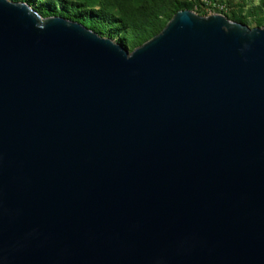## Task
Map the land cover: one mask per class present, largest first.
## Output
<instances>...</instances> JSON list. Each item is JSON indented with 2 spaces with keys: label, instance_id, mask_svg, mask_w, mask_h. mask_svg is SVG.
<instances>
[{
  "label": "water",
  "instance_id": "water-1",
  "mask_svg": "<svg viewBox=\"0 0 264 264\" xmlns=\"http://www.w3.org/2000/svg\"><path fill=\"white\" fill-rule=\"evenodd\" d=\"M0 264H264V26L0 0Z\"/></svg>",
  "mask_w": 264,
  "mask_h": 264
},
{
  "label": "rangeland",
  "instance_id": "rangeland-1",
  "mask_svg": "<svg viewBox=\"0 0 264 264\" xmlns=\"http://www.w3.org/2000/svg\"><path fill=\"white\" fill-rule=\"evenodd\" d=\"M63 1L65 3H68L69 0ZM70 1L81 3L84 0ZM20 2L25 1L22 0ZM28 2H30V0H27V3ZM58 2L60 1L35 0L33 4L29 5L42 17L47 18L51 16H59L56 14L45 16L41 13L43 12V10H50L55 8L59 10L60 7L56 5V3ZM177 2H186L193 4V9L191 10L198 15H201V11L207 12V15L205 16L220 13L225 15L231 21L239 22L250 27L264 26V0H96L92 7L96 10L101 8L102 10L109 11L116 16H121L126 13L127 15H134L133 11L138 9H140L138 11H144L145 9L157 11L160 7L170 8V6L176 4ZM87 9L91 10L89 8ZM94 14H96L95 11H87L84 13L85 16ZM163 18L167 19V16ZM137 19L138 22H142L141 16L138 15ZM107 27L110 30L109 34L113 36L112 39L116 42L123 43L128 47L130 51L139 46L135 44L136 39L132 38L134 29L132 30L128 27L124 29L119 25V23H111ZM105 37H108V35H105Z\"/></svg>",
  "mask_w": 264,
  "mask_h": 264
},
{
  "label": "trees",
  "instance_id": "trees-1",
  "mask_svg": "<svg viewBox=\"0 0 264 264\" xmlns=\"http://www.w3.org/2000/svg\"><path fill=\"white\" fill-rule=\"evenodd\" d=\"M19 1V0H18ZM22 1V0H20ZM27 2V0H23ZM35 0H30L28 4H33ZM60 2L56 3L57 6L60 7L58 10L50 9L43 10L41 12L45 16H49L51 14H56L72 21H78L88 28L98 32L102 36L108 35V37L113 38L111 34H109V26L111 23H119L121 27L126 29L127 27L130 29H134V34L132 38L136 39V45H141L144 42L148 41L150 38L160 33L166 24L172 19V17L180 10L183 9H193V4L191 3H181L177 2L170 6V8L160 7L157 11L145 9L144 11L135 10L134 15L130 14L116 16L115 14L102 10L99 8L98 10L94 9L92 6L96 0H84L81 3L68 1L65 3L63 0H59ZM87 8L91 9L88 10ZM87 11H95L96 14L85 16L84 13ZM200 14L202 16L207 15V12L201 11ZM142 17V22H138L137 17ZM164 19L163 17H166Z\"/></svg>",
  "mask_w": 264,
  "mask_h": 264
}]
</instances>
